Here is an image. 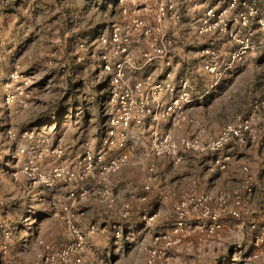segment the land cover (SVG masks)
I'll return each instance as SVG.
<instances>
[{"label": "rangeland", "instance_id": "1", "mask_svg": "<svg viewBox=\"0 0 264 264\" xmlns=\"http://www.w3.org/2000/svg\"><path fill=\"white\" fill-rule=\"evenodd\" d=\"M151 250L264 264V0H0V264Z\"/></svg>", "mask_w": 264, "mask_h": 264}, {"label": "built area", "instance_id": "2", "mask_svg": "<svg viewBox=\"0 0 264 264\" xmlns=\"http://www.w3.org/2000/svg\"><path fill=\"white\" fill-rule=\"evenodd\" d=\"M210 15V13L208 14ZM250 128V124L249 122L246 120H236L235 122H233L231 125H229L222 133L220 139L216 142H214L211 145V148H218L220 147L223 143L227 142L230 138H235L238 139L241 143L244 142V137L245 135H250L251 131L249 130ZM180 145L182 147H185L187 149H191V150H201L200 145L197 144L194 141L188 140V139H183L180 142ZM154 147L156 150V153H158V148L156 146V144L154 143ZM174 149H175V144H172V150H173V154H174ZM126 157H122L121 161L123 162L125 160ZM115 167H117L116 163H112ZM239 202L237 201L236 204H238ZM233 216H237V214L235 212H232ZM260 242V241H258ZM168 263V257L164 254L161 253L158 250H151L149 251V255H148V259L146 261V264H167Z\"/></svg>", "mask_w": 264, "mask_h": 264}, {"label": "crops", "instance_id": "3", "mask_svg": "<svg viewBox=\"0 0 264 264\" xmlns=\"http://www.w3.org/2000/svg\"><path fill=\"white\" fill-rule=\"evenodd\" d=\"M199 105H201V104H199Z\"/></svg>", "mask_w": 264, "mask_h": 264}]
</instances>
